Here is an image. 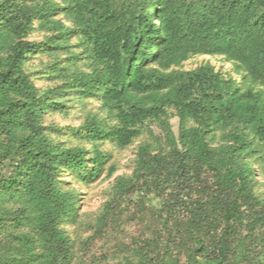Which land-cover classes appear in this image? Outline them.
<instances>
[{
  "label": "trees",
  "instance_id": "trees-1",
  "mask_svg": "<svg viewBox=\"0 0 264 264\" xmlns=\"http://www.w3.org/2000/svg\"><path fill=\"white\" fill-rule=\"evenodd\" d=\"M198 56L232 74L183 68ZM90 101L77 127L45 123ZM143 135L78 248L74 183ZM259 178L264 0H0V264H264Z\"/></svg>",
  "mask_w": 264,
  "mask_h": 264
},
{
  "label": "rangeland",
  "instance_id": "rangeland-1",
  "mask_svg": "<svg viewBox=\"0 0 264 264\" xmlns=\"http://www.w3.org/2000/svg\"><path fill=\"white\" fill-rule=\"evenodd\" d=\"M31 40L38 41L41 39V33H33L30 36ZM49 58L45 55H39L32 58L29 62L28 69L30 72L36 74L34 77V82L38 88L51 87L53 84L46 79L40 78V73L42 69L45 68L49 62ZM203 62H210L215 68L222 70L224 73L232 74V67L230 64L226 63L220 57H193L183 64L184 69H192ZM98 104L95 101H90L85 104V106H75L67 110L64 113H53L45 118V123L48 125H53L60 127L62 129L72 128L79 126L83 121L88 112H96ZM172 131L176 133L177 131V119L171 118L170 120ZM65 135L69 131H64ZM61 139H66L72 145H78L77 141L71 140L68 136H63ZM146 137L143 135L134 141L132 145L126 148H120L115 145L104 143L101 145V149L111 155V160L107 164V170L110 167L115 168V172L112 175H107L105 170L102 178L94 184L84 186L78 182L74 183V187L81 194V222L76 227H67V231L70 235L79 242L77 247L81 248L80 242L85 240L92 234V227L95 222L96 216L101 210L102 206L106 203L109 198V194L112 189V185L115 182V178L120 175H130L134 166V159L136 148L138 144L144 141ZM260 179V178H259ZM263 179H260L262 181ZM264 181V180H263Z\"/></svg>",
  "mask_w": 264,
  "mask_h": 264
},
{
  "label": "clouds",
  "instance_id": "clouds-1",
  "mask_svg": "<svg viewBox=\"0 0 264 264\" xmlns=\"http://www.w3.org/2000/svg\"><path fill=\"white\" fill-rule=\"evenodd\" d=\"M208 57V56H207Z\"/></svg>",
  "mask_w": 264,
  "mask_h": 264
}]
</instances>
